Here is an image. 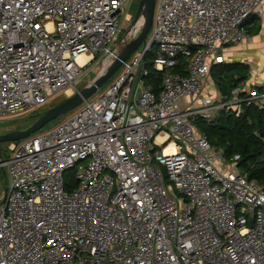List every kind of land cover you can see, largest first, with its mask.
Returning a JSON list of instances; mask_svg holds the SVG:
<instances>
[{
	"label": "built area",
	"instance_id": "obj_1",
	"mask_svg": "<svg viewBox=\"0 0 264 264\" xmlns=\"http://www.w3.org/2000/svg\"><path fill=\"white\" fill-rule=\"evenodd\" d=\"M134 2L0 0V117L75 94L97 57L111 65L140 33ZM253 15L264 0H156L152 35L109 86L0 159V264H264V187L196 123L264 108L261 72L227 97L209 82Z\"/></svg>",
	"mask_w": 264,
	"mask_h": 264
},
{
	"label": "trees",
	"instance_id": "obj_2",
	"mask_svg": "<svg viewBox=\"0 0 264 264\" xmlns=\"http://www.w3.org/2000/svg\"><path fill=\"white\" fill-rule=\"evenodd\" d=\"M253 17L247 20L250 25L249 33L252 32ZM156 51L157 46L154 44L145 54L144 63L148 70L146 84L158 91L162 72L153 66ZM184 66L185 59L181 58V66L175 71H184ZM249 71L250 67L246 63L225 62L214 65L211 74L220 94L227 97L234 87L248 79ZM258 88L264 90V85ZM40 114L42 113L38 112L36 115ZM196 123L213 146L223 149L226 159L231 160L239 156L237 164L241 172L264 187V108L245 104L239 116L232 110H224L213 119L199 117ZM66 184L68 190L74 186L72 174L66 176Z\"/></svg>",
	"mask_w": 264,
	"mask_h": 264
},
{
	"label": "water",
	"instance_id": "obj_3",
	"mask_svg": "<svg viewBox=\"0 0 264 264\" xmlns=\"http://www.w3.org/2000/svg\"><path fill=\"white\" fill-rule=\"evenodd\" d=\"M155 5L156 0H140L133 18V24L140 27V33L126 44L118 58L108 66L105 72L97 76L88 85L77 89L75 94H72L66 100L48 108L27 127L0 133V143L3 141L15 142L31 136L49 121L74 110L81 105L84 100L91 97L103 83L109 80L122 64L147 41L152 30Z\"/></svg>",
	"mask_w": 264,
	"mask_h": 264
},
{
	"label": "rangeland",
	"instance_id": "obj_4",
	"mask_svg": "<svg viewBox=\"0 0 264 264\" xmlns=\"http://www.w3.org/2000/svg\"><path fill=\"white\" fill-rule=\"evenodd\" d=\"M140 0H135V2L132 4L130 12L135 15L136 10L138 8ZM254 23L251 24V29L253 34H255V31H257V29L261 26V19L257 16L253 17L252 20ZM153 30V29H152ZM152 30L150 32V35H152ZM150 38V37H149ZM230 48V47H229ZM101 62V57H97L95 58L94 61H92L86 68H85V72L84 74H82L81 76V80L78 84V88H83L84 86L88 85L90 82H92L97 76L101 75L103 72H105V70L107 69V67L110 65L109 63L107 64H103L100 65ZM122 71V66L112 75V77L107 80L106 82L103 83V85L91 96L89 97L90 99L93 98L96 95L101 94L110 84V82L116 78L119 73ZM209 82L215 84V81L212 77V75L209 78ZM212 85V84H211ZM72 94V88L69 86L67 88H65L64 90H62L60 93H58L56 96H54L50 102L42 107L41 109L35 110V111H30V110H24V111H20L17 112L13 115L10 116H5V117H0V133H4L7 131H11V130H16V129H22L24 127H26L27 125H29L31 122H33L38 116L36 115L38 112L43 113L44 111H46L48 108L57 105L58 103L66 100L69 96H71ZM41 115V114H40ZM67 114H63L51 121H49L46 125H44L41 129H39L37 132L33 133L32 135H35L37 133L43 132L49 128H52L54 126H56L58 123H60V121L62 120V118L64 116H66ZM31 135V136H32ZM30 137V136H29ZM27 137V138H29ZM27 138L15 141V142H21ZM13 142H7V141H3L0 143V159H9L10 156L12 155V148L11 146L13 145ZM6 171L8 173V167H6ZM73 175L74 174V170H71L68 175ZM4 181H5V176H4V172L3 169L0 168V187L2 185H4ZM7 185H9V182L7 183Z\"/></svg>",
	"mask_w": 264,
	"mask_h": 264
},
{
	"label": "crops",
	"instance_id": "obj_5",
	"mask_svg": "<svg viewBox=\"0 0 264 264\" xmlns=\"http://www.w3.org/2000/svg\"><path fill=\"white\" fill-rule=\"evenodd\" d=\"M246 22L245 28L248 32V38L239 45L228 49L226 52L227 62H242L249 65V77L242 82L241 85H252L257 72H261L258 76V84L263 86L264 72H262V64L264 61V19H261V26L255 31V34H253V32L249 33V21Z\"/></svg>",
	"mask_w": 264,
	"mask_h": 264
},
{
	"label": "bare ground",
	"instance_id": "obj_6",
	"mask_svg": "<svg viewBox=\"0 0 264 264\" xmlns=\"http://www.w3.org/2000/svg\"><path fill=\"white\" fill-rule=\"evenodd\" d=\"M87 58H88V56L87 55H81L80 57H79V59H78V61H79V63L80 64H82V63H84L85 62V60H87ZM107 63H111V60H106V61H104L102 64H100V65H105V64H107ZM72 95V94H71Z\"/></svg>",
	"mask_w": 264,
	"mask_h": 264
}]
</instances>
